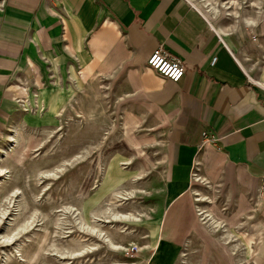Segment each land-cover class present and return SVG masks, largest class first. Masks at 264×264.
<instances>
[{
  "label": "rangeland",
  "instance_id": "374dc122",
  "mask_svg": "<svg viewBox=\"0 0 264 264\" xmlns=\"http://www.w3.org/2000/svg\"><path fill=\"white\" fill-rule=\"evenodd\" d=\"M189 4L235 40V57L264 83V0ZM34 64L36 74L19 73L7 88L17 96L1 118L0 147H11L0 153L7 172L0 176V210L6 211L0 235L22 224L28 230L0 244V264H161L159 255L163 264H236L217 241L222 231L239 244L243 264H264L257 236L260 193L226 186L223 175L214 180L206 158L195 171L203 182L190 188L189 219L199 227L179 239L182 224H166L160 128L121 71L100 74L106 72L101 67L90 77L63 49ZM194 192L205 201L196 203ZM196 204L218 219L219 232L207 230ZM115 214L129 218L114 221Z\"/></svg>",
  "mask_w": 264,
  "mask_h": 264
},
{
  "label": "crops",
  "instance_id": "0c3cea01",
  "mask_svg": "<svg viewBox=\"0 0 264 264\" xmlns=\"http://www.w3.org/2000/svg\"><path fill=\"white\" fill-rule=\"evenodd\" d=\"M208 24L187 0H0V129L17 96L7 88L19 73L36 74L34 63L57 49L72 54L90 77L101 67L100 74L121 71L160 128L166 224H182L179 239L199 227L189 219L190 188L206 158L214 180L223 175L226 186L260 193L257 236L264 248V83L235 57V40ZM158 48L182 63L178 83L147 68ZM206 130L215 141L203 146Z\"/></svg>",
  "mask_w": 264,
  "mask_h": 264
},
{
  "label": "bare ground",
  "instance_id": "6f19581e",
  "mask_svg": "<svg viewBox=\"0 0 264 264\" xmlns=\"http://www.w3.org/2000/svg\"><path fill=\"white\" fill-rule=\"evenodd\" d=\"M190 3H194L196 0H188ZM206 7H207V4L204 2L203 3ZM245 23L248 24V25H253L254 22L253 21H250V20H245ZM229 31V30H228ZM232 32V30H231ZM219 33L222 34L223 36H225L226 34L224 33L223 30L219 29ZM259 83V82H258ZM261 83V82H260ZM259 85V84H258ZM262 84H260L261 86ZM13 125L14 123H12L9 127V131L12 130L13 128ZM15 129V128H14ZM8 140L11 141V137L8 136ZM11 147V146H2L0 147V153L4 154L7 152L8 148ZM7 172H6V169H2L0 168V176H3L5 175ZM50 175V174H49ZM194 181H197V177H194ZM133 193V192H132ZM134 194V193H133ZM125 196H130V195H127V194H124ZM194 195L196 196V198L194 199L195 201H204L205 198H201L198 194L194 193ZM132 197V196H131ZM126 198V197H125ZM2 210H0V224L2 223L3 219L5 218V212H1ZM195 212L197 213L198 217H199V220L202 221V223L205 225V227L207 228L208 231L212 232L213 233H217L219 232L220 228H223L221 223L218 222L217 220H215V218L213 217L212 213H209L207 214L198 204L195 205ZM7 215V214H6ZM124 218H129L128 216L126 215H123V214H115L113 216H111V219L114 220V221H119V220H123ZM27 224V223H26ZM219 228V230H218ZM25 229L28 230V226L27 225H21V227L18 228V230L16 231H12L13 233L10 234V235H0V244L2 245H9L11 244L13 241L16 240V238L19 236L20 233H22V231H24ZM87 232V231H86ZM11 233V232H10ZM229 233V232H228ZM227 232L225 231H222V235L220 237H218L217 241L223 245V246H226L228 251L231 253V255H233L234 257V261L236 264H240L242 261H243V257L241 255L238 254L237 256V251H240L241 250L239 249L240 247L239 244L235 243V244H232L231 243V235L228 234ZM5 234V233H4ZM215 235V234H214ZM188 244V242H187ZM186 244V246H187ZM83 247V246H82ZM80 247V248H82ZM112 248H115L114 245L111 246ZM79 248V249H80ZM96 248V247H95ZM77 249L76 251H78L80 254H83L85 251H86V248L85 249ZM88 249V248H87ZM76 251H75V254H76ZM74 253V252H73ZM72 254V253H71ZM181 256V255H180ZM184 259V258H183ZM186 260V259H185ZM183 262V261H182ZM187 262V261H186Z\"/></svg>",
  "mask_w": 264,
  "mask_h": 264
},
{
  "label": "built area",
  "instance_id": "2783aa9c",
  "mask_svg": "<svg viewBox=\"0 0 264 264\" xmlns=\"http://www.w3.org/2000/svg\"><path fill=\"white\" fill-rule=\"evenodd\" d=\"M209 28L214 30V27L209 23ZM214 63V59L212 64ZM147 68L154 71L161 78L169 80L173 83H178L184 76L185 70L177 58L169 55L163 49H156L147 61ZM203 146L205 144L213 143L215 137L213 133L206 130L202 133Z\"/></svg>",
  "mask_w": 264,
  "mask_h": 264
}]
</instances>
